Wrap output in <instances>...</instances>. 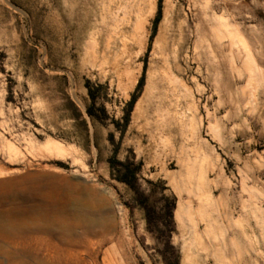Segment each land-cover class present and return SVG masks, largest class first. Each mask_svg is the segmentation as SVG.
I'll return each instance as SVG.
<instances>
[{
  "label": "rangeland",
  "instance_id": "obj_1",
  "mask_svg": "<svg viewBox=\"0 0 264 264\" xmlns=\"http://www.w3.org/2000/svg\"><path fill=\"white\" fill-rule=\"evenodd\" d=\"M107 4L0 0V264H264V0Z\"/></svg>",
  "mask_w": 264,
  "mask_h": 264
},
{
  "label": "trees",
  "instance_id": "obj_2",
  "mask_svg": "<svg viewBox=\"0 0 264 264\" xmlns=\"http://www.w3.org/2000/svg\"><path fill=\"white\" fill-rule=\"evenodd\" d=\"M88 95L91 99V103L88 105L86 112L88 115L102 121V118L98 116L95 112H93L94 107V95L87 88ZM98 110L106 115V111L103 105L98 107ZM125 124L128 122L127 115L124 116ZM118 149L117 146L113 148L111 156L108 158L109 168L111 177L116 179L117 181L125 183L136 196H140L141 194L138 192V172L140 170V161L134 162L132 157L125 156L123 159L117 158ZM149 195L145 196V199L148 198ZM162 198L167 200L163 206H155V205H147L146 203L142 204L141 200H138L139 205H142L144 208L145 219L147 223V229L152 233H159L163 237L164 245L168 249H173V246L170 244V231L172 229V212L175 204V198L171 197L168 200L164 195ZM136 199V197H135ZM161 224L163 226L162 229L158 227ZM174 253V252H173ZM164 261H167L164 258ZM167 264V262H166ZM173 264H178V256L174 255Z\"/></svg>",
  "mask_w": 264,
  "mask_h": 264
},
{
  "label": "bare ground",
  "instance_id": "obj_3",
  "mask_svg": "<svg viewBox=\"0 0 264 264\" xmlns=\"http://www.w3.org/2000/svg\"><path fill=\"white\" fill-rule=\"evenodd\" d=\"M139 4H140V0H108V4L106 6V9H107V12L109 13L110 17L115 21V23H117V22L122 23L128 17H130L131 15H133L135 13L134 17H135L136 25L140 26L142 24V19H138L139 18ZM116 27L119 29L117 24H116ZM113 61H115L114 62L115 65L119 64L118 57H116L115 60L113 59ZM51 145H52V143H51ZM53 145L58 150L61 148L60 144L53 143ZM179 210H180V203H178V206L175 210L176 216H178ZM17 263L18 264H28V263H26V261H19Z\"/></svg>",
  "mask_w": 264,
  "mask_h": 264
}]
</instances>
